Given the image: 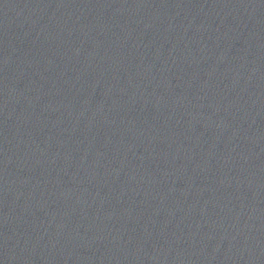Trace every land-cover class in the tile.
<instances>
[{
    "label": "water",
    "instance_id": "1",
    "mask_svg": "<svg viewBox=\"0 0 264 264\" xmlns=\"http://www.w3.org/2000/svg\"><path fill=\"white\" fill-rule=\"evenodd\" d=\"M0 264H264V10L0 0Z\"/></svg>",
    "mask_w": 264,
    "mask_h": 264
}]
</instances>
